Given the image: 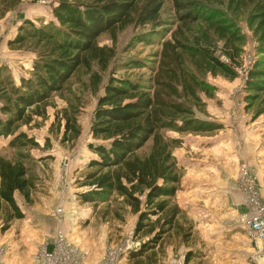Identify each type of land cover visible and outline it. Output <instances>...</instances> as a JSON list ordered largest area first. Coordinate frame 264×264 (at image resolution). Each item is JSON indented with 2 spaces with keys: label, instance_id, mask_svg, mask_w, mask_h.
<instances>
[{
  "label": "trees",
  "instance_id": "obj_1",
  "mask_svg": "<svg viewBox=\"0 0 264 264\" xmlns=\"http://www.w3.org/2000/svg\"><path fill=\"white\" fill-rule=\"evenodd\" d=\"M164 2L57 0L52 11L55 23L36 27L27 21L19 29L10 45L16 50L25 48L35 58L28 77L19 79L18 85L9 70L0 67V141L8 140L9 148L18 152L13 159L0 157V214L5 213L6 223L23 219L15 194L30 203V192L35 188V179L24 164L30 156L21 151L38 148V142L19 129L29 125L33 116L45 118L51 98L62 94L80 69L91 73L90 86L96 93L101 74L115 57L114 48L100 46L99 38L110 36L114 44L116 32L127 26L160 25ZM15 3L0 0V19ZM172 4L177 27L171 40L163 43L147 84L110 78L97 101L90 128L92 143L88 145L96 158L88 163L92 171L82 181L92 191L79 195L83 202L103 201L115 194L123 198L138 215L135 236L151 237L148 244L130 254L137 257L160 244L181 214L177 207H171L181 182V168L171 151L181 147L182 141L166 139L162 132L209 135L217 129V125L195 117V111L204 107L199 93L210 96V87L203 80L207 74L231 80L236 77L233 67L244 38L232 18L245 9L250 10L248 24L259 37L257 52L264 56V0H172ZM147 37L140 42L148 43ZM218 41L222 42L220 54L230 64L216 55ZM93 66L98 70L92 71ZM142 66L137 61L120 65L123 70ZM245 91L248 108L257 102L264 105V61L254 65ZM257 113L264 115V107ZM78 115L70 103L55 114L53 126L61 132V144H72L79 138ZM149 141L152 149L139 157Z\"/></svg>",
  "mask_w": 264,
  "mask_h": 264
},
{
  "label": "rangeland",
  "instance_id": "obj_2",
  "mask_svg": "<svg viewBox=\"0 0 264 264\" xmlns=\"http://www.w3.org/2000/svg\"><path fill=\"white\" fill-rule=\"evenodd\" d=\"M42 1L49 3L43 5ZM56 1L16 0L11 11L0 19V67L9 70L16 85L19 79L28 77L35 56L25 48H12L10 43L27 21L36 27L55 23L52 11ZM249 12L245 9L235 18L231 17L244 38L233 67L236 77L232 80L209 74L203 77L210 87V96L199 93L204 107L195 111V117L217 125V129L209 135L162 132L166 139L182 141L181 147L171 151L175 163L181 168L179 190L171 201V207H177L181 213L174 229L160 244L139 257L130 254L148 244L151 237L134 236L141 246L128 253L122 264H168L169 258L176 255H184L185 264H254L251 244L244 231L230 227L235 215L223 213L219 210L222 204L217 208L218 205L212 203L214 208L210 206L211 202L201 197L212 187L217 189L226 184L229 188L236 184L242 163L239 156L244 159L261 191L256 176L261 172L264 175V115L257 111L264 105L259 106L257 102L253 108H248L245 86L254 65L257 61H264V56L257 52L259 37L254 35V27L248 24ZM176 14L172 0H165L158 17L161 26L132 24L116 32L114 44L110 36L100 37L99 45L113 47L115 57L108 70L101 74L102 82L97 92L94 93L90 86L91 73L80 69L62 94L51 98L45 118L33 116L29 125L19 129L38 142V148L21 151L30 156L24 164L35 179V188L30 192V203L15 194L23 219L6 223L5 213L0 214V244L8 246L7 259L11 261L9 263L6 259V264H34L39 250L44 246L51 247L58 236L65 237L86 252V264H95L109 245H119L129 231L134 233L138 215L130 211L123 198L115 194L103 201L83 202L79 199L81 193L92 191L82 181L92 171L87 168L88 163L96 158L88 149L92 143L93 112L110 78L147 84L152 77L150 69L157 66L163 43L171 40L176 30ZM143 37L149 42H140ZM221 46L222 42L215 43L216 55L225 64H230V60L220 54ZM127 61H137L143 66L123 70L120 65ZM95 70L98 69L93 66L92 71ZM68 103L79 112L81 134L72 144H61V132H57L53 122L55 114ZM241 135L245 136L244 142L238 141ZM152 145L153 142L149 141L137 155L147 156ZM17 154L9 148L8 140L0 141V157L13 159Z\"/></svg>",
  "mask_w": 264,
  "mask_h": 264
},
{
  "label": "built area",
  "instance_id": "obj_3",
  "mask_svg": "<svg viewBox=\"0 0 264 264\" xmlns=\"http://www.w3.org/2000/svg\"><path fill=\"white\" fill-rule=\"evenodd\" d=\"M43 5L47 1L41 2ZM237 188L245 198L247 211L232 220V226L242 229L251 244L254 264H264V196L257 188L255 179L245 163L239 167ZM57 212H61L58 210ZM133 231H129L121 244L109 245L95 264H122L133 250H139ZM8 246L0 244V264H6ZM87 253L80 250L63 236H58L51 247L44 246L35 255L34 264H86ZM168 264H185L184 255L172 256Z\"/></svg>",
  "mask_w": 264,
  "mask_h": 264
},
{
  "label": "crops",
  "instance_id": "obj_4",
  "mask_svg": "<svg viewBox=\"0 0 264 264\" xmlns=\"http://www.w3.org/2000/svg\"><path fill=\"white\" fill-rule=\"evenodd\" d=\"M238 141L244 142L245 136L241 135L240 137H238ZM238 155L239 154H237V156ZM238 159L242 163H245V161L242 157L239 156ZM262 174L263 173L261 172L259 175L256 176V178L259 179L258 183H259V186L261 187V193L264 196V175L262 176ZM210 187H211V185H210ZM192 194H195V193H192ZM200 194H202V193H200ZM193 196H195V195H193ZM201 197L204 200L211 202L210 206H212V207H214V204H212V203H215L216 205H218L217 208L222 204L219 207L220 208L219 210L223 211V213L227 212V213H231V214L235 215L231 219L230 227H232V220L236 216L243 214L247 211L246 206H245L244 196L239 191V189L237 188V182H236V184H233V187H229V188L226 187V184L225 185L222 184V187L217 188V189L212 187L211 189H209L208 191L203 193L201 195ZM224 208H227V209H224ZM232 228H234V227H232ZM8 256H9V252L7 253L6 259L8 258ZM7 260L9 263L11 262L10 259H7Z\"/></svg>",
  "mask_w": 264,
  "mask_h": 264
}]
</instances>
